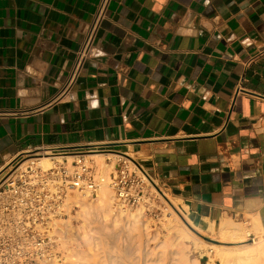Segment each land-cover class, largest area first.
Here are the masks:
<instances>
[{
	"label": "crops",
	"instance_id": "1",
	"mask_svg": "<svg viewBox=\"0 0 264 264\" xmlns=\"http://www.w3.org/2000/svg\"><path fill=\"white\" fill-rule=\"evenodd\" d=\"M99 2L0 0V172L28 153H118L197 231L264 235V0H110L66 87Z\"/></svg>",
	"mask_w": 264,
	"mask_h": 264
},
{
	"label": "built area",
	"instance_id": "2",
	"mask_svg": "<svg viewBox=\"0 0 264 264\" xmlns=\"http://www.w3.org/2000/svg\"><path fill=\"white\" fill-rule=\"evenodd\" d=\"M110 0H100L94 19L75 52L66 87L77 79L84 64L96 56L94 42ZM28 153L0 172V264H61L78 249L76 230L63 221L70 213L67 199L76 192L89 201L103 187L113 191L116 207L131 211L145 206L152 180L135 162L119 161L108 176L79 158L42 170ZM41 157V156H40Z\"/></svg>",
	"mask_w": 264,
	"mask_h": 264
},
{
	"label": "rangeland",
	"instance_id": "3",
	"mask_svg": "<svg viewBox=\"0 0 264 264\" xmlns=\"http://www.w3.org/2000/svg\"><path fill=\"white\" fill-rule=\"evenodd\" d=\"M59 153H62L63 157L70 156L67 158L68 162L79 158L91 160L96 172L102 176L113 172L119 161H125L130 166V162H134L128 156L106 151H45L36 152L34 156L60 155ZM93 154L102 155V162L88 157ZM94 161L97 162L96 165ZM152 182L147 184L151 194L149 202L131 211L116 207L113 191L108 187L101 188L93 201L79 193H72L67 199L70 213L63 222L76 230L79 245L68 260L61 264H221L216 254L221 250L219 247L226 251H238L246 247L251 239L257 243L263 242L264 235L261 232H250L245 237L246 242L234 243L197 231L179 206V202ZM101 195L105 198L103 203L100 201ZM79 196L81 198L76 200ZM172 201L177 202V205ZM170 204H173V209L179 217L177 216V224L173 229L167 231L166 217L170 212L172 214L170 213L171 217L168 218L174 217ZM228 255L226 264H233L231 262L235 253ZM259 264H264V257Z\"/></svg>",
	"mask_w": 264,
	"mask_h": 264
},
{
	"label": "bare ground",
	"instance_id": "4",
	"mask_svg": "<svg viewBox=\"0 0 264 264\" xmlns=\"http://www.w3.org/2000/svg\"><path fill=\"white\" fill-rule=\"evenodd\" d=\"M59 154L60 155L44 154L43 156L38 157L35 160L38 161V166L42 170H47V169L51 168L54 165V162L61 161V159L63 158V155H61L62 153H59ZM112 156H115V155H112ZM88 157L99 159V160H101V162H102V159H103L102 155H98V154L88 155ZM65 158H70V156L69 157L67 156ZM96 161H98V160H96ZM96 164H97V162H95L94 165H96ZM71 198L74 199L75 196H74V198L73 197H71ZM79 198H81V196H79L78 199H76V200H79ZM100 199H101L100 201L102 203L105 202V198L102 197V195H101ZM76 203H79V202H75V204ZM82 203H84V202L82 201ZM82 203L80 202L81 207H83ZM166 203H167V201H166ZM172 203H173V201H172ZM176 203H173V204L175 205ZM80 204H77V205L80 206ZM167 204L169 205V203H167ZM173 204L172 205L170 204V209L172 211L174 210L173 209V207H174ZM179 206H181V209L183 211L186 210V208L182 204H180ZM170 213L172 214V212H170ZM170 213L167 215L168 217H171ZM172 216H174V217L173 218L166 217V222H167L166 223L167 224L166 225L167 226L166 229H167V231L168 230H172L173 226L175 224H177L176 223V221H177L176 218H178L179 216L177 215V213H175V210H174V215H172ZM245 225H247V227H245ZM250 232H256V233L257 232L258 233L261 232V230L255 224L254 221H250V222H246L244 224H241V223L234 222L232 220H229V221L223 220V221L220 222V224H219V226H218V228L216 230H214L213 227L210 226L206 233H208L210 235H215L218 238L223 239V240H229L230 242L233 241L234 243L235 242L242 243V242H246L245 237L248 236L250 234ZM219 249H221V250H219ZM219 249H218L219 251L217 250L218 252H216V254L219 256L221 264L222 263L226 264L228 262V260H227L228 259L227 257L229 256L228 253L232 254V252L235 253V255L233 256L232 262H231L233 264H259L260 260L264 257V239H263V242H259V243H257L254 239H251L250 243L246 247H244V248H242V249H240L238 251H229V249H228V251H229L228 252V251L224 250V248H220V247H219Z\"/></svg>",
	"mask_w": 264,
	"mask_h": 264
}]
</instances>
